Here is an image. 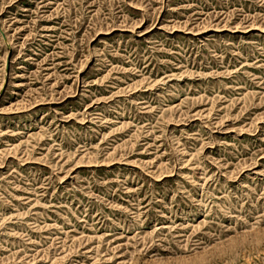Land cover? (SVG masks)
<instances>
[{
  "label": "rangeland",
  "instance_id": "374dc122",
  "mask_svg": "<svg viewBox=\"0 0 264 264\" xmlns=\"http://www.w3.org/2000/svg\"><path fill=\"white\" fill-rule=\"evenodd\" d=\"M0 264H264V0H0Z\"/></svg>",
  "mask_w": 264,
  "mask_h": 264
}]
</instances>
